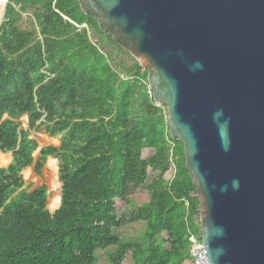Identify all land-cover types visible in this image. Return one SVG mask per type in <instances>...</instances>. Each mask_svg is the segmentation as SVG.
<instances>
[{
  "label": "trees",
  "instance_id": "1",
  "mask_svg": "<svg viewBox=\"0 0 264 264\" xmlns=\"http://www.w3.org/2000/svg\"><path fill=\"white\" fill-rule=\"evenodd\" d=\"M27 12L30 29L21 26ZM88 29L117 47V64ZM148 73L78 0H8L0 25V159L13 158L0 167V264H97L99 250L111 264L129 254L133 264H193L197 189ZM42 128L60 136L59 145L35 157L30 135ZM144 149L153 152L146 159ZM48 157L58 160L62 184L53 212L47 186L29 191L21 175L29 166L40 175ZM149 169L156 174L146 185ZM144 185L149 200L119 215L117 202L134 205L127 198ZM137 222L146 224L141 241L118 235Z\"/></svg>",
  "mask_w": 264,
  "mask_h": 264
},
{
  "label": "water",
  "instance_id": "2",
  "mask_svg": "<svg viewBox=\"0 0 264 264\" xmlns=\"http://www.w3.org/2000/svg\"><path fill=\"white\" fill-rule=\"evenodd\" d=\"M78 1L149 69L209 263L264 264V0Z\"/></svg>",
  "mask_w": 264,
  "mask_h": 264
},
{
  "label": "rangeland",
  "instance_id": "3",
  "mask_svg": "<svg viewBox=\"0 0 264 264\" xmlns=\"http://www.w3.org/2000/svg\"><path fill=\"white\" fill-rule=\"evenodd\" d=\"M21 26L26 29H30L33 26V18L30 15V12L23 14V19L21 21ZM88 35L92 42L97 43L99 40L101 41L104 48H102V51H106L111 53L112 56L117 57V61L115 64L119 62V54L118 49L114 45L113 47H109V39L105 35H100L98 33H95L93 30L88 29ZM126 58L128 59L129 56L126 55ZM144 68V66H143ZM22 126L27 128L28 123V117L25 115L21 118ZM31 138L36 139L38 142V150L41 149L44 146L48 145H59L60 136H50L44 128H42L38 132H31L30 135ZM38 150L35 152L34 156H37ZM152 150L150 149H144L143 150V158L146 159L152 155ZM12 157L11 152L4 153L2 155V158L0 159V167H6L8 163H10V158ZM53 157H48L45 166L42 170V173L40 175L36 174L33 170V167L30 166L26 169H28V174L25 179L26 185H30L29 191H32L33 189L42 186L45 184L48 188V205L47 208L53 212L55 209L59 207L60 197H61V186L57 188H53V186H56L57 182L61 183L59 181V175H58V160H56L57 163V170L56 172L50 170L47 165L48 161ZM25 169V170H26ZM149 172V178L146 182V185L149 184L152 180V178L155 176V172L151 169L148 170ZM24 176V172H23ZM146 185H144L142 188L137 190L136 192L132 193L130 196H128L127 199L134 201V205L129 203L128 201H118L116 205L117 213L119 215H126L129 216L132 212L136 210L137 205H141L149 200V193L146 189ZM60 195V196H59ZM146 224L144 222H137V223H130L123 225L117 230V233L120 237L126 238V239H133L141 241V236L145 230ZM98 262L97 264H111L108 259L107 252L105 250H99L98 253ZM123 264H133V260L131 257V254L128 255V258L124 261Z\"/></svg>",
  "mask_w": 264,
  "mask_h": 264
},
{
  "label": "built area",
  "instance_id": "4",
  "mask_svg": "<svg viewBox=\"0 0 264 264\" xmlns=\"http://www.w3.org/2000/svg\"><path fill=\"white\" fill-rule=\"evenodd\" d=\"M200 219V217H199ZM190 255L193 258V264H210L206 256L205 245L202 240L201 228L189 237Z\"/></svg>",
  "mask_w": 264,
  "mask_h": 264
},
{
  "label": "bare ground",
  "instance_id": "5",
  "mask_svg": "<svg viewBox=\"0 0 264 264\" xmlns=\"http://www.w3.org/2000/svg\"><path fill=\"white\" fill-rule=\"evenodd\" d=\"M6 0H0V19H1V17H2V11H3V8H4V2H5ZM1 152V151H0ZM47 167L50 169V170H52V171H54V172H56V170H57V163H56V160L54 159V158H51L49 161H48V165H47ZM61 186V183H59V182H57V184H56V186H53V188H59ZM60 196V195H59ZM59 205H60V202H59Z\"/></svg>",
  "mask_w": 264,
  "mask_h": 264
},
{
  "label": "crops",
  "instance_id": "6",
  "mask_svg": "<svg viewBox=\"0 0 264 264\" xmlns=\"http://www.w3.org/2000/svg\"><path fill=\"white\" fill-rule=\"evenodd\" d=\"M39 150H40V149H39ZM39 150H38V153H39ZM2 153H3V152H2ZM11 153H12V152H11ZM34 154H35V153H34ZM37 156H38V154H37ZM37 156H35V157H37ZM12 158H13V157H11L10 163H11V161H12ZM10 163H9V164H10ZM9 164H8V165H9ZM8 165H7V166H8ZM7 166H6V167H7ZM44 166H45V165H44ZM29 167H30V166H29ZM32 167H33V170H34V166H32ZM27 168H28V167H27ZM43 168H44V167H43ZM24 170H25V169L22 170L21 174H23ZM34 172H35V171H34ZM35 173H36V172H35ZM23 178H24V176H23ZM24 180H25V179H24ZM25 186H26V183H25ZM29 186H30V185H29ZM30 187H31V186H30ZM30 187H29V188H30ZM33 190H34V189H33ZM33 190H32V191H33Z\"/></svg>",
  "mask_w": 264,
  "mask_h": 264
},
{
  "label": "clouds",
  "instance_id": "7",
  "mask_svg": "<svg viewBox=\"0 0 264 264\" xmlns=\"http://www.w3.org/2000/svg\"><path fill=\"white\" fill-rule=\"evenodd\" d=\"M26 169V168H25ZM21 175H23V174H21Z\"/></svg>",
  "mask_w": 264,
  "mask_h": 264
}]
</instances>
